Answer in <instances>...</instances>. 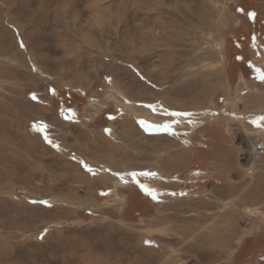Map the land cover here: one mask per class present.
<instances>
[{"label":"rangeland","instance_id":"obj_1","mask_svg":"<svg viewBox=\"0 0 264 264\" xmlns=\"http://www.w3.org/2000/svg\"><path fill=\"white\" fill-rule=\"evenodd\" d=\"M255 139L264 0H0V264H264Z\"/></svg>","mask_w":264,"mask_h":264},{"label":"built area","instance_id":"obj_2","mask_svg":"<svg viewBox=\"0 0 264 264\" xmlns=\"http://www.w3.org/2000/svg\"><path fill=\"white\" fill-rule=\"evenodd\" d=\"M238 161L244 163H258L264 157V140L255 139L247 145H237Z\"/></svg>","mask_w":264,"mask_h":264},{"label":"trees","instance_id":"obj_3","mask_svg":"<svg viewBox=\"0 0 264 264\" xmlns=\"http://www.w3.org/2000/svg\"><path fill=\"white\" fill-rule=\"evenodd\" d=\"M201 153H204V151H202ZM201 153H199V154H201ZM197 170V169H196ZM196 170H195V168H193L192 170H191V172L192 171H194V172H196ZM204 173V172H203ZM194 175V174H193Z\"/></svg>","mask_w":264,"mask_h":264},{"label":"crops","instance_id":"obj_4","mask_svg":"<svg viewBox=\"0 0 264 264\" xmlns=\"http://www.w3.org/2000/svg\"><path fill=\"white\" fill-rule=\"evenodd\" d=\"M227 177H228V176H227ZM227 177H226V178H227ZM225 180H226V179H225ZM105 181H106V180H105Z\"/></svg>","mask_w":264,"mask_h":264}]
</instances>
